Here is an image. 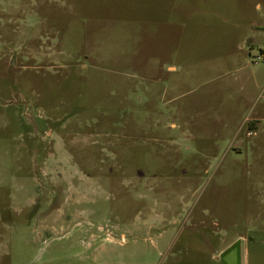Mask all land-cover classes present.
I'll return each mask as SVG.
<instances>
[{"label": "rangeland", "instance_id": "1", "mask_svg": "<svg viewBox=\"0 0 264 264\" xmlns=\"http://www.w3.org/2000/svg\"><path fill=\"white\" fill-rule=\"evenodd\" d=\"M261 54L264 0H0V264H264Z\"/></svg>", "mask_w": 264, "mask_h": 264}, {"label": "crops", "instance_id": "2", "mask_svg": "<svg viewBox=\"0 0 264 264\" xmlns=\"http://www.w3.org/2000/svg\"><path fill=\"white\" fill-rule=\"evenodd\" d=\"M259 114H261V113H259ZM256 120L257 119H255L253 121H256ZM256 179H257V177L255 178V181H256ZM254 204H255L256 208H254L253 210H251V209L247 210V212L250 214L249 218L255 220V222H257V223L260 222V227L264 228V196L263 197L260 196L259 199ZM254 213H257L258 217H255L253 215Z\"/></svg>", "mask_w": 264, "mask_h": 264}, {"label": "built area", "instance_id": "3", "mask_svg": "<svg viewBox=\"0 0 264 264\" xmlns=\"http://www.w3.org/2000/svg\"><path fill=\"white\" fill-rule=\"evenodd\" d=\"M264 60V55L263 54H261V55H257L256 57H255V64H257L258 62H260V61H263Z\"/></svg>", "mask_w": 264, "mask_h": 264}]
</instances>
